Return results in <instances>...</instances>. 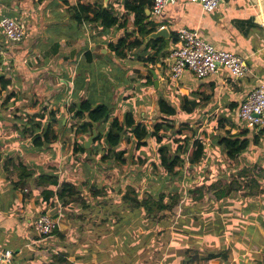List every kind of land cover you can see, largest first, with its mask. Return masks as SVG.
Returning <instances> with one entry per match:
<instances>
[{
    "label": "crops",
    "instance_id": "1",
    "mask_svg": "<svg viewBox=\"0 0 264 264\" xmlns=\"http://www.w3.org/2000/svg\"><path fill=\"white\" fill-rule=\"evenodd\" d=\"M86 1L108 9L117 18L116 24L105 27L100 25L99 20L76 23L70 7L77 0H0V19L4 16L23 19L27 28L23 40L11 44L4 39L0 26L3 52L0 56V249H10L13 253L10 262L4 264H131L124 259V250L116 245L114 233H97L101 242L96 244L97 238L92 232L83 229L81 222L71 221L67 217L59 221L62 215L59 211L50 214L58 222V228L55 229L57 232L49 236L36 232L34 222L40 214L45 213L43 209L47 206L41 196V191L46 186L39 183V175L43 172L58 175V170L35 168L42 149L35 146L33 138L41 130L34 129L33 125L38 120L30 118L28 107L34 97L40 99V94L48 88L49 103H53L50 107L59 113L54 124L59 122L67 105L83 100L93 101L92 105L107 103L105 105L110 108L111 116L106 125L114 118L121 120L126 111L133 113L136 122L155 123L157 120L153 113L158 114L157 97L161 95L158 91L165 84V76L169 75L167 57L160 58L153 65L143 64V59L153 50L152 46H147L150 39H146L153 27V31L161 26L168 29V48L165 39L159 37L164 42L165 51H170L175 44L171 38L172 33L177 34V30L181 28H192L198 29L201 37L215 47L244 57L249 71L243 77L233 78L228 71L220 69L216 74L195 79L186 71L177 81L169 77L174 91H166L164 96L168 95L171 102H177L175 107L180 110L185 103L180 95H186L190 109L188 116L201 112L199 114L211 118L227 112L226 118H221L217 123L221 124L220 129L231 130L232 134L250 129L249 146L233 161L238 167H231V170L239 168L242 180L254 178L257 185L264 184V125L251 127L240 122L237 116L239 105L249 91L257 85H264V0H224L212 12L203 11L198 3L190 0H176L158 17L152 13L151 0H145L141 25L134 24V20L140 18V15L129 8L134 7L137 0ZM124 36L126 46L132 47L131 43L135 38L141 45L127 50L125 56L120 57L110 45ZM158 45L159 43L155 46ZM73 49L75 52L71 56ZM106 57L114 62V71L119 70L122 78L116 86H109L104 96L100 89L99 74ZM164 65L166 68L163 71ZM151 70L159 80L157 88L144 84ZM39 73L44 78L49 77L48 75L55 76L58 84L51 86L49 82L43 86ZM111 78L114 79L113 74ZM151 80L153 82L152 73ZM229 115L231 116L228 117ZM71 116L68 113V117L66 114L63 117L71 119ZM67 125L69 124L64 121L61 125L60 133L64 140L67 138ZM224 132H220L221 135ZM195 135L192 140L199 137L197 133ZM129 138L132 142V138ZM206 145L205 142V149ZM213 145L219 147L225 158L223 146L215 141ZM53 148L44 149L53 152ZM204 159L205 151L193 167L201 164ZM227 161L231 165L235 164L228 159ZM20 165L29 170L28 176L21 175ZM224 168L219 169L221 174L217 175L218 178L224 175ZM246 183L231 190L222 199L216 197V191L220 187L214 186L207 209L201 210V204L193 206L197 214L209 215L204 218L194 217L199 221V228L189 233L209 238L211 244L207 252L213 251L218 257L208 259L196 252L184 256L178 251L176 257L174 255L170 258L167 251L163 253L168 260L164 264H197L203 261L206 264H262L258 260L257 249L252 246L250 251L256 255L249 258L246 247H249L248 241L253 233L257 234L260 241H264V197L261 193L264 186L250 190ZM71 185L77 193L71 195L74 198L71 201L69 199L68 203L79 200L88 191L97 192L98 189L96 184ZM250 191L253 195L249 194ZM198 196H202L200 191ZM53 198L55 197L48 202ZM95 198L98 206H101L99 212L96 210L99 216L106 218L111 215V211L104 212L103 199H99V196ZM52 204L53 201L50 205ZM115 204H119V200H114L111 206H118ZM186 212L183 210L179 216L189 215ZM108 235L114 237L104 240ZM225 239L228 240L227 243L224 242ZM229 240L235 242L234 246ZM199 249L205 251L204 248ZM206 255L209 256L208 253Z\"/></svg>",
    "mask_w": 264,
    "mask_h": 264
},
{
    "label": "rangeland",
    "instance_id": "2",
    "mask_svg": "<svg viewBox=\"0 0 264 264\" xmlns=\"http://www.w3.org/2000/svg\"><path fill=\"white\" fill-rule=\"evenodd\" d=\"M113 66L114 62L112 63V61H110V57H106L105 63L100 66V89L104 96L107 94L109 86H116L119 80H121L120 78H122V73L117 69L114 71L115 66ZM164 67L166 68V66H163V71ZM110 68H112L114 72H112ZM112 74L114 79L111 78ZM48 76L49 77L46 76V78H44L45 76H42V73L38 74L39 79L43 80V86H46L49 82H51V86L58 84L55 76ZM165 77V84L162 89L160 88L158 91L161 95L167 93L166 91H174V86L170 83L169 77L167 75ZM48 93H50V89L46 88V90L40 94V99L50 106L53 105V103H49ZM90 102L93 101L90 100ZM172 103H176L175 106H177V102L172 101ZM76 104H78V102ZM64 110V113L62 116L60 115L61 117L56 125L58 128L59 140L56 147L53 148L55 150H53V152H48L47 149H43L39 162L36 164L37 166H35V168L39 169L38 167H40L45 171L58 170L60 180H68L70 184H96L98 189L96 190V195H94L95 191L94 193L88 191L84 193L79 200L71 203L67 202L66 204L57 201L55 197L50 201V203L53 201L52 205L47 202V206L43 209V212L50 215L59 211L62 214L59 221L67 217L71 221L81 222L83 224V229L92 232L97 238V241H95L96 244L101 242L96 235L97 233H114L116 245L124 250V259H127L128 261L126 262H131V264H164V261L168 260L165 259L163 253L167 251L170 258L174 255L176 257L179 251L184 256L196 252L201 257H207L209 259V256L206 254L208 253L207 250L210 249V239H207L205 235L199 236L189 233L193 232V229L196 231L199 228V221L194 217L204 218L209 215V213H203L201 216L194 212L196 209L193 206L201 204V210L209 207V199L213 195L212 187L209 188L208 186L210 183H215L217 187L225 183L237 186L235 183L237 181L241 186L245 185L246 181H248L242 180L239 168L231 170V167H238V165H236L237 163L232 161L235 164L231 165L226 157H222L223 152L219 147L213 145L217 138L216 133H222L224 131L227 133L228 129H220L221 127H219L217 123L221 118H226L227 112L210 118L205 114H199L201 112H196L193 113V116H188L182 115L180 113L181 110L177 111L179 115L176 116L175 129L181 127L183 132L182 134H178L175 130L168 131L165 134L164 141L166 143L169 142L171 148L174 149L177 143L174 142L173 139H178V137H183L184 135H187L188 138H193V133L195 132L207 143L205 159L202 160L201 164L195 165L194 167H189V163H186L181 179H169L166 181L163 169L157 165L158 148L154 141H150L148 146L136 148L133 139L132 142L124 139L118 147L119 151H124L122 152V157L120 159H115L111 156L102 161L101 158L106 153L107 145L103 140L93 143V139L90 146L85 149L83 146L85 139L78 135L75 136L73 129L82 120H74L72 116L71 119H68V113L66 109ZM65 114L67 117H63ZM138 116H140V113H138ZM153 117L158 121L160 115L158 117V114L156 115L153 113ZM63 120L64 123L70 124L65 130V134L67 135V138H65L66 140L61 138L62 134L60 133ZM182 121L186 124H182ZM189 126L192 128H188ZM73 137L75 138L73 139ZM77 147L79 149L78 151L76 150ZM190 150L191 148L189 151ZM188 153L189 152H187V155ZM74 156L76 160L73 159ZM224 159H226L225 162ZM225 163L226 165L224 166ZM66 164H68V167H66ZM61 165H63V167H61ZM222 168H224V175L218 178L217 175L221 174L219 169L221 170ZM227 168H229L228 170L230 171H227ZM249 181L250 182L246 184L251 186V188H249L250 190L264 186L263 183L257 185L254 178ZM160 191H171L173 194H180V197L178 202L172 205V209L164 210L156 214V217L161 214L168 215L159 220V222H156V219H154L151 214H148L146 208H144L142 204H136V202H141L148 197L156 198ZM199 191L202 194L201 197L198 196ZM95 196H99V199H103L101 201L102 205H105L104 212L107 210V212L110 213L111 211V215L106 218L99 216L100 214H98L96 210L99 212L101 206H98ZM73 198L74 196H69L68 200L70 199L71 201ZM114 200H119V204H115L118 206L112 207L111 204ZM184 204L185 207L183 206ZM183 210L192 212L186 216H179ZM114 236H105L104 240L113 238ZM250 238L251 240L260 241V238L255 233H253ZM128 240H130V243H128ZM251 240L249 239L248 241L249 247H246V249L249 250V255L247 257H255L256 253L250 251L252 246H254L253 248L257 249L259 254L258 260L264 264V252L262 248L250 243ZM220 242L222 243L223 241ZM224 242L227 243L228 240L225 239ZM229 242L234 246V241L229 240ZM196 247L198 249H196ZM199 247L204 248L205 251L199 249ZM126 249H128L129 252H127ZM254 261H256V259H254ZM197 264H206V262H198Z\"/></svg>",
    "mask_w": 264,
    "mask_h": 264
},
{
    "label": "trees",
    "instance_id": "3",
    "mask_svg": "<svg viewBox=\"0 0 264 264\" xmlns=\"http://www.w3.org/2000/svg\"><path fill=\"white\" fill-rule=\"evenodd\" d=\"M145 3V0H137L134 7H129L131 10L140 15V18H136L134 20V24L136 25H141L143 22ZM70 9L73 11L72 18L76 23H81L82 21L95 22L99 20L100 25L111 27L117 22V18L113 17L112 13L108 9L103 8L101 5H97L96 3L87 2L86 0H77L76 4L71 6ZM154 29V27L151 28L149 32H152ZM171 38L172 41L176 42L177 34L172 33ZM125 42L126 37L124 36L118 39L117 43L110 45L117 56L123 57L125 56L127 50L141 45L140 41L136 38L134 42L131 43L133 44L132 47L131 45L126 46ZM158 43L159 45L155 46ZM147 46H152L151 48L153 50L152 53L148 54L147 57L143 59L144 66H148L150 64L153 65L160 60V58L165 59V57L169 54V51L164 50V42L161 38L150 39ZM144 84L146 86L153 85L151 72ZM180 96L185 101L182 109H180V113L182 115H188L190 114V109L188 107L189 101L187 100L186 95ZM157 104V112L160 115V118L151 126L143 121L136 122L133 113L130 111H126L121 120L114 118L106 125V121L111 116L110 108L105 104L92 105L88 100H83L78 104L74 103L68 105L66 111L72 115L74 120H82L76 125V127L73 128L75 136L78 135L86 140L92 133L93 123L97 124L96 137L94 138L93 143L102 139L107 145L106 153L101 158L102 161L110 158L111 156L112 158L120 159L122 157V152L124 151L118 150L119 144L124 139L129 141V137L134 140L136 148L148 146L150 141H154L158 148L157 165L163 169L164 175L167 177H165V180H179L182 178L183 169L185 168L186 163H189V167H193L195 163L199 162L205 151V142L201 137H195V139L192 140L194 137L188 138L187 135H184L183 137H178V139H173V141L177 144L175 148L172 149L170 143H166L164 141V137L166 136V132L171 130H175L178 134H182L181 127L175 129L177 120L176 116H178L179 113L177 112L178 110L175 107V104L172 103L170 98L167 96H158ZM50 106L43 102L42 99L34 97L28 107L30 118L32 120H38V122L33 125L34 129L38 128L41 130V133L33 138V142L35 143V146L41 148L42 150L46 147H56L59 140L57 132L58 128L56 127L57 124H54L57 122L59 113ZM181 123L186 124L184 121ZM218 124L221 125L219 122ZM250 133V129L239 130L234 134L231 133V130L227 131V133H224L223 135H221V133H217L215 143L217 142L218 144H221L224 149L225 157L228 160L234 161L249 146ZM193 136H196L195 132L193 133ZM190 148L191 150L189 151ZM76 150H79L78 147ZM187 152H189L188 155ZM20 166L22 170L21 175L23 174L28 176L30 174L29 170L22 165ZM21 175L20 177H22ZM38 180L39 183L46 186L41 191L42 199L45 202H48L52 197H56L59 201L65 204L69 202V196L77 193L69 181L64 179L59 180L56 173L43 172L39 175ZM235 183L237 186H232L230 183H225L224 185L219 186L220 188L216 191V197L218 199H222L231 190H234L235 188L238 189L240 187L239 182L236 181ZM208 186L211 188L216 186V184L210 183ZM261 193L262 197H264L263 189H261ZM249 194L253 195V192L250 191ZM94 195H96V192ZM124 196L128 197L127 195ZM179 197L180 194H173L171 191H160L156 198L148 197L141 202H136V204H142L144 208H146L148 214H151L153 218L156 219V222H159V220L163 217H167L168 215L161 214L156 217V214L164 210L172 209V205L178 202ZM190 212L192 211H187L186 214H190ZM54 232L57 231L55 230ZM250 243L255 244L257 247L262 246L261 248L264 252V241L251 240ZM208 255L210 258L218 257V255L213 251H208Z\"/></svg>",
    "mask_w": 264,
    "mask_h": 264
},
{
    "label": "built area",
    "instance_id": "4",
    "mask_svg": "<svg viewBox=\"0 0 264 264\" xmlns=\"http://www.w3.org/2000/svg\"><path fill=\"white\" fill-rule=\"evenodd\" d=\"M176 0H151V9L154 16L164 13L165 8ZM198 3L205 12L216 10L224 0H190ZM0 26L4 39L11 44L19 43L26 36L27 28L23 19L2 17ZM163 27V26H161ZM177 41L171 47L166 58L168 75L177 81L188 71L195 79H201L219 72L228 71L233 78L245 76L249 67L237 53L222 50L203 39L198 29L181 28L177 30ZM3 54L0 45V56ZM240 122L251 127L264 125V85L252 88L240 103L237 113ZM36 232L43 236L51 235L58 228V222L46 213L39 215L34 222ZM13 253L10 249H0V264L8 263Z\"/></svg>",
    "mask_w": 264,
    "mask_h": 264
},
{
    "label": "water",
    "instance_id": "5",
    "mask_svg": "<svg viewBox=\"0 0 264 264\" xmlns=\"http://www.w3.org/2000/svg\"><path fill=\"white\" fill-rule=\"evenodd\" d=\"M159 37L165 39V45L168 48L170 33H169V31H168V29L166 27H159L155 31L149 33L148 36L146 37V39H157ZM74 52L75 51L73 49L71 51V54L70 55L72 56V54ZM151 73H152V78H153V85H154L155 88H157L158 87L159 80L157 78L156 73L153 70H151ZM96 129H97V124L96 123H93V125H92V133H91V135H89V137L83 143L85 149H87L90 146V144L92 143V140L96 137V132H97Z\"/></svg>",
    "mask_w": 264,
    "mask_h": 264
}]
</instances>
